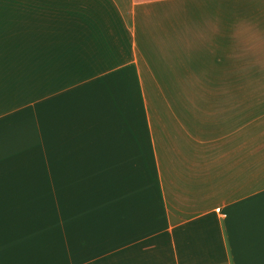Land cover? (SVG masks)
I'll return each mask as SVG.
<instances>
[{"label":"crops","instance_id":"obj_1","mask_svg":"<svg viewBox=\"0 0 264 264\" xmlns=\"http://www.w3.org/2000/svg\"><path fill=\"white\" fill-rule=\"evenodd\" d=\"M232 83L264 0H0V264H264Z\"/></svg>","mask_w":264,"mask_h":264},{"label":"rangeland","instance_id":"obj_2","mask_svg":"<svg viewBox=\"0 0 264 264\" xmlns=\"http://www.w3.org/2000/svg\"><path fill=\"white\" fill-rule=\"evenodd\" d=\"M230 91L231 95L225 99V102L230 107L232 123L238 118L239 110L240 114L246 111L247 125L253 124L247 130V138L262 139L261 145L255 147V155L257 164L261 165L264 173V84L232 83L230 84ZM213 101L216 103L222 100L214 99ZM209 102L211 103L212 100ZM235 116L236 119H234ZM257 202H261L263 207L255 214L257 217H264V193L260 200L257 199Z\"/></svg>","mask_w":264,"mask_h":264}]
</instances>
